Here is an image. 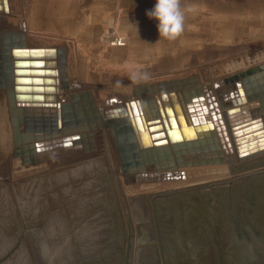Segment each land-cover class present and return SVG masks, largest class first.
<instances>
[{
    "label": "rangeland",
    "instance_id": "1",
    "mask_svg": "<svg viewBox=\"0 0 264 264\" xmlns=\"http://www.w3.org/2000/svg\"><path fill=\"white\" fill-rule=\"evenodd\" d=\"M9 1L10 14L0 13L5 31L24 34L27 48H55L47 34L26 29L20 1ZM263 64L259 41L215 53L178 79L212 86ZM112 101L105 111L123 105ZM95 143L94 153L23 167L12 157L0 89V178H8L0 181V264H264V155L192 167L185 181L126 184L109 131H96Z\"/></svg>",
    "mask_w": 264,
    "mask_h": 264
},
{
    "label": "water",
    "instance_id": "2",
    "mask_svg": "<svg viewBox=\"0 0 264 264\" xmlns=\"http://www.w3.org/2000/svg\"><path fill=\"white\" fill-rule=\"evenodd\" d=\"M0 13L10 14L9 0H0ZM191 84L203 86L204 94L189 92ZM0 89L8 98L12 157L23 167L94 153L100 130L111 135L126 184L185 181L192 167L225 165L228 156L241 163L264 155V64L213 86L196 77L139 85L135 100L98 113L89 92L58 100L69 89L63 49L27 48L24 34L4 31ZM209 94L216 111L203 105L207 120L199 121L192 104L205 99L210 104ZM146 95L155 97L142 98ZM255 102L258 106L250 108ZM233 110L247 116L243 123L230 125Z\"/></svg>",
    "mask_w": 264,
    "mask_h": 264
},
{
    "label": "crops",
    "instance_id": "3",
    "mask_svg": "<svg viewBox=\"0 0 264 264\" xmlns=\"http://www.w3.org/2000/svg\"><path fill=\"white\" fill-rule=\"evenodd\" d=\"M18 1L15 12L26 29L47 34L65 52V102L71 94L89 92L98 113L108 101L135 100L136 86L177 80L215 53L264 41V0H180L184 27L172 40L159 38L157 21L146 15L156 0ZM42 21L47 25L40 26ZM117 38L124 45L112 44ZM148 97L155 95L142 98ZM80 108L85 114L83 104Z\"/></svg>",
    "mask_w": 264,
    "mask_h": 264
},
{
    "label": "clouds",
    "instance_id": "4",
    "mask_svg": "<svg viewBox=\"0 0 264 264\" xmlns=\"http://www.w3.org/2000/svg\"><path fill=\"white\" fill-rule=\"evenodd\" d=\"M146 15L157 21L159 38L172 40L183 31L184 15L180 0H156L154 8L147 11Z\"/></svg>",
    "mask_w": 264,
    "mask_h": 264
},
{
    "label": "bare ground",
    "instance_id": "5",
    "mask_svg": "<svg viewBox=\"0 0 264 264\" xmlns=\"http://www.w3.org/2000/svg\"><path fill=\"white\" fill-rule=\"evenodd\" d=\"M1 15V14H0ZM3 15V14H2ZM1 15V16H2ZM3 19L0 17V27L2 28H4L3 30H1V31H5V28H6V26H5V24L3 25V22H4V20L2 21ZM11 28V27H10ZM17 28H19L18 29V31L17 32H23V26H19V27H17ZM7 29V28H6ZM9 29V28H8ZM10 30H13L12 28L10 29ZM15 30H17V29H15ZM6 32V31H5ZM56 61H57V59H56ZM56 69L58 70V66L56 67ZM206 76V75H205ZM208 78V77H207ZM206 78V79H207ZM219 81H216V82H214V83H218ZM75 84L73 85V82H72V84H71V86L72 87H76L77 89H78V85L76 84V82H74ZM213 83V84H214ZM79 84V83H78ZM213 84H212V86H213ZM87 86V85H86ZM72 87H70V88H72ZM205 88H207V92H209V88L210 87H205ZM77 89H75V90H77ZM101 89V88H100ZM199 88H197L196 90H195V88L193 89V88H189L188 90H190V91H192V92H194V91H197ZM204 89V88H203ZM189 91V92H190ZM63 93H64V91H63ZM62 93V94H63ZM59 98H61V95H59L58 96ZM62 97H63V100L62 101H60V102H65L66 101V98H65V96L64 95H62ZM58 98V99H59ZM61 100V99H60ZM128 101V100H127ZM209 102H210V104H209V107L208 106H206L207 107V109H210V110H212L213 112L214 111H216L215 110V105H214V102L212 101V99H211V96H210V94H209ZM203 105H206L205 104V100H204V102L203 103H201V102H199V104L198 105H195L194 103L192 104V109L195 111V113H196V119L197 120H207V119H205L206 118V116H205V114H204V109H203ZM257 106V105H256ZM105 107V106H104ZM211 107V108H210ZM251 108V107H250ZM253 108V107H252ZM106 110V109H105ZM236 110V109H235ZM208 113H210V111H208ZM234 112V110L228 115V120H229V123H230V125L231 126H236V125H238V124H240V123H243L245 120L244 119H242L243 117H247V116H241L240 114H238V113H235ZM215 114V116H217V114L216 113H214ZM210 116V115H209ZM241 117V118H240ZM226 146H227V144H226ZM232 156H228V158H231ZM4 181L5 182V180H8V178H4V179H2V178H0V181Z\"/></svg>",
    "mask_w": 264,
    "mask_h": 264
},
{
    "label": "built area",
    "instance_id": "6",
    "mask_svg": "<svg viewBox=\"0 0 264 264\" xmlns=\"http://www.w3.org/2000/svg\"><path fill=\"white\" fill-rule=\"evenodd\" d=\"M112 44L117 45V46H122V45H124V43L122 42V40L119 39V38L115 39V40L112 42Z\"/></svg>",
    "mask_w": 264,
    "mask_h": 264
}]
</instances>
